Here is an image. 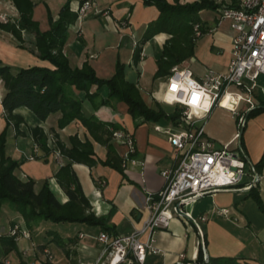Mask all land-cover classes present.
<instances>
[{"label": "crops", "instance_id": "obj_1", "mask_svg": "<svg viewBox=\"0 0 264 264\" xmlns=\"http://www.w3.org/2000/svg\"><path fill=\"white\" fill-rule=\"evenodd\" d=\"M33 1L32 18L38 22L41 30H45L50 25L49 14L56 18L61 5L67 0ZM79 1L69 0L72 10H75ZM93 1L91 8L68 28L62 51L68 58L69 65L81 66L87 61L99 77L108 78L114 73L116 60L119 59L125 64V78L137 84L145 102L151 104L153 99L158 100L165 79H154L153 73L156 69V58L160 54L167 34L160 32L149 38L143 43L142 57L138 61L133 60L134 48L147 23L158 15L157 7L147 5L143 0ZM214 1L220 5L232 2V0ZM215 12L207 9L200 11L205 31L196 38L194 55L183 60L197 77L202 76L209 67L224 70L230 60L234 30L227 19L220 18L219 13ZM0 14L6 17L5 21L0 20V22L14 21L18 17V11L11 0H0ZM21 36L23 46H18L12 32L0 27V61L11 65L13 69L33 64L51 66L49 61L40 59L31 50L35 48L33 33L22 29ZM150 55L152 58H149ZM260 77H264V74L257 79ZM260 79L257 85L262 90L264 79ZM3 92L4 86L0 79V132L6 126L1 103ZM106 95L107 88H100L99 97L94 101L83 100L82 110L87 116L94 114L102 120L112 122L117 120L125 131L132 134L135 150L124 161L126 178H123L115 168L99 162L92 165L74 163V168L90 200L91 210L96 215L105 216L106 223L113 225L115 234H127L139 227L147 217L148 210L144 206L145 195L154 194L163 187L164 178L161 170L172 166L175 159L168 135L154 127V124L167 125L169 121L163 123L143 121L135 124V120L127 112V104L124 101H114L111 105L99 104L100 97ZM255 95L257 96H253L255 104L264 99L262 93ZM14 112L23 118L18 129L13 123L6 128V152L21 162L14 169V173L21 179L33 177L35 189H39L43 180L48 179L51 189L61 201H65L67 195L55 177V172L60 166L54 153V150L58 149L55 144L59 139L69 145L71 134L76 130L78 134L81 133V128L74 122L58 127L56 123L60 116L59 111L50 113L44 120H39L29 108L24 106L16 108ZM35 125L40 126L46 134L49 152L34 140L32 128ZM235 132L237 131L235 130L233 135ZM240 142L248 160L251 163L256 162L264 149V111L251 117L249 122H245ZM111 144L119 156L125 155L127 147L124 143L112 136ZM96 150L99 155L105 154V146L102 144L98 143ZM61 159L63 163L69 160L63 154ZM247 175L249 179L243 176L241 183L257 185L264 207V166L260 172L257 171L258 179L255 182H252L254 177L250 172H247ZM249 188L250 186L241 189H219L200 196L185 207L195 218L201 214L207 216L206 220L199 221L204 233L207 256H236L243 264H264V209L259 208L254 201L258 211L256 218H251L248 214L245 206L249 199V196H246ZM220 206L228 207L229 214H217L214 208ZM257 213H262L263 216ZM66 222L69 224L64 229L65 234L56 232L64 238L73 237V243L64 249L58 246L60 251L55 257L46 243V240L51 239V235L47 233L49 230H45L37 246H46L52 259L42 261V264L90 263L99 255L102 248L97 240V235L102 230L100 225L78 221ZM15 223H18L21 230L25 229L29 232V237L19 232L15 239L21 236L30 238L31 231L28 229L30 227L26 225L24 219L22 218L23 224H20L18 217H14L10 220L9 226ZM155 235L156 244L163 249V252L148 253L143 264H175L179 252H184V260L196 258L199 249L197 232L188 217L175 215L169 226L159 228ZM17 251L19 264H27L22 254L24 251L20 253L18 248ZM8 254L9 251H6L7 258H9ZM35 255L39 259L38 254Z\"/></svg>", "mask_w": 264, "mask_h": 264}, {"label": "trees", "instance_id": "obj_2", "mask_svg": "<svg viewBox=\"0 0 264 264\" xmlns=\"http://www.w3.org/2000/svg\"><path fill=\"white\" fill-rule=\"evenodd\" d=\"M11 1L18 11V17L14 21L0 22V27L12 32L18 46H23L22 29L33 33L35 48L31 50L40 59L49 61L51 66L33 64L13 69L11 65L0 61V79L4 86L1 103L6 119V126L0 132V206L4 201H9L11 206L20 212L28 227L40 219L57 222L78 221L98 224L102 230L115 234L113 225L106 223L105 216L96 215L91 210L90 200L82 188L74 163L92 165L99 162L115 168L123 178H126L124 157L119 156L111 144L113 130L122 127L116 122L102 120L94 114L85 115L82 110L83 100L94 101L99 97L100 88L106 87L107 95L100 97L98 103L111 105L114 101H124L127 104V112L135 120V124L143 121L176 122L180 114L179 109L175 106L167 109L156 99L147 104L137 84L125 78V64L119 59L116 60L114 73L108 78L99 77L87 61L81 66L71 67L62 51L68 28L77 19V12L71 9L69 0L61 5L56 18L49 14L50 25L45 30H41L38 22L32 18L33 0ZM143 2L155 5L158 15L147 23L134 48L133 60L138 61L143 43L149 38L160 32L166 33L167 37L156 58V69L153 73L154 79H165L172 65L194 55L197 38L195 27L197 26L202 33L205 31L200 11L213 9L219 13L221 5L214 0L185 2L143 0ZM21 106L29 108L39 120H44L50 113L59 111L60 116L56 123L58 127L74 122L81 128L80 135L77 130L71 134L69 145L59 139L55 144V147L69 159L60 164L55 172L57 182L67 195L65 201H61L51 189L48 179H44L40 188L35 189L33 177L21 179L14 173V169L21 162L6 153V128L10 123H13L16 129L19 128L23 118L14 110ZM262 111L264 99L245 113L242 127H245L247 119ZM241 134L242 131L240 136ZM32 136L46 152H49L47 136L40 126L35 125L32 128ZM98 143L105 146L103 156L96 150ZM253 164L260 172L264 166V149L260 158ZM246 196L251 197L259 208L264 209L256 184L250 186ZM47 233L62 249L74 241L73 237L64 238L54 230ZM1 238L5 253L16 246L15 235H2ZM2 262L3 258L0 259V264ZM179 264L243 263L236 256H208L204 259L202 249L199 247L194 260H184Z\"/></svg>", "mask_w": 264, "mask_h": 264}, {"label": "built area", "instance_id": "obj_3", "mask_svg": "<svg viewBox=\"0 0 264 264\" xmlns=\"http://www.w3.org/2000/svg\"><path fill=\"white\" fill-rule=\"evenodd\" d=\"M93 3V0L78 2L75 8L77 20ZM219 14L220 18L229 21L234 30L231 56L226 68L215 70L209 67L202 76L197 77L190 66L181 61L172 65L161 87L159 102L177 107L180 114L176 122L154 124V127L168 135L175 162L161 170L163 187L154 194L145 195L147 217L139 227L127 234H110L101 230L97 240L102 248L97 258L90 263L78 264H143L148 253L163 252L156 244L155 233L159 228L168 227L175 215L183 216L180 211L185 212L193 223L197 244L202 249L203 258L207 259L204 233L199 224L207 216L201 214L195 218L185 207L206 193L251 186L250 183H241L248 160L239 139L240 131L235 132L221 147H216L205 133V122L212 109L219 106L235 113L241 124L244 123L243 112L255 106L253 89L256 79L264 74V0L224 3L219 8ZM0 20L5 21L6 17L0 14ZM200 34L196 26L195 36ZM142 55L140 52V58ZM112 136L126 145L125 161L135 150L132 134L117 128ZM54 153L62 164L61 152L55 149ZM248 172L254 177L252 182H255L258 175L253 164H249ZM214 211L228 215L230 209L220 206L215 207ZM19 232L29 237V232L21 230L18 223L10 227V233L15 238ZM41 252L46 260L52 259L46 246L41 247ZM184 258V252H179L175 264L182 263ZM42 261L36 259L29 264H42ZM2 264H10V259L5 256Z\"/></svg>", "mask_w": 264, "mask_h": 264}, {"label": "rangeland", "instance_id": "obj_4", "mask_svg": "<svg viewBox=\"0 0 264 264\" xmlns=\"http://www.w3.org/2000/svg\"><path fill=\"white\" fill-rule=\"evenodd\" d=\"M212 11L213 13H216V10L213 9H207ZM149 51V49H147V52ZM149 53V52H148ZM149 58H152V56L150 55ZM263 78L264 77H260ZM256 79V85L253 89V96L257 97L255 95V93L258 94H263L264 95V89H260L259 85H257V82H259V80L261 79ZM167 109H170L172 106L169 104H163ZM242 110H240L241 112ZM246 113V111H244ZM243 112V116H245V113ZM251 118V117H250ZM249 118V119H250ZM249 119H247V121L249 122ZM118 124H120V122H118L117 120L114 121ZM163 123V122H162ZM244 125V123H239L238 122V116L235 113H232L231 111L224 109L222 107L216 106L212 109L209 117L207 118L206 122H205V133L208 137H210L213 142L214 145L216 147H221V145L228 141L232 136L234 131H242L245 129V127L243 128L242 126ZM240 139V137H239ZM7 141V139H6ZM7 153V152H6ZM247 165L245 167V174H244V178L245 179H249V177H247V172L249 171V162L247 161ZM246 210L248 212L249 215H251V218L254 217L256 218V204L254 202V200L252 198L249 197V199H247L246 201ZM260 216L262 213H257ZM14 217H18L20 224L22 223V215L20 214V212L16 209H14L9 201H4L2 203V205L0 206V259L4 258L5 256V249H4V244L2 242V235H10L8 233H10V220ZM67 224H69V222L66 221H51L48 219H40L39 221L33 223V225L28 228L29 231H31V236L30 238H26V237H20L16 240V246L12 247L11 249H9V254L7 255L10 259V264H19V259H18V251L17 248L19 250L20 253H22L24 251V259L27 262V264L31 263V262H35V260L37 259L36 254H38V258L40 260L46 261L45 255L41 252V248L37 246V244L42 240V237L44 235V231L45 230H55L57 232H59V234L63 235L64 229L66 228ZM47 242V246L48 248L54 253L55 257L57 255V252L59 253L60 248L58 247V245L53 241V240H46ZM33 243V245H32Z\"/></svg>", "mask_w": 264, "mask_h": 264}, {"label": "water", "instance_id": "obj_5", "mask_svg": "<svg viewBox=\"0 0 264 264\" xmlns=\"http://www.w3.org/2000/svg\"><path fill=\"white\" fill-rule=\"evenodd\" d=\"M240 133H241V130H240ZM247 160H248V158H247ZM248 162H249V164H253V163H251L249 160H248ZM177 207H178V205H177ZM178 211H180V210L178 209ZM180 213H181V215H183V216H185V217H188V215H187L185 212L180 211ZM188 218H189V217H188Z\"/></svg>", "mask_w": 264, "mask_h": 264}, {"label": "snow or ice", "instance_id": "obj_6", "mask_svg": "<svg viewBox=\"0 0 264 264\" xmlns=\"http://www.w3.org/2000/svg\"><path fill=\"white\" fill-rule=\"evenodd\" d=\"M173 87H175V86H173Z\"/></svg>", "mask_w": 264, "mask_h": 264}, {"label": "bare ground", "instance_id": "obj_7", "mask_svg": "<svg viewBox=\"0 0 264 264\" xmlns=\"http://www.w3.org/2000/svg\"><path fill=\"white\" fill-rule=\"evenodd\" d=\"M224 102V101H223Z\"/></svg>", "mask_w": 264, "mask_h": 264}]
</instances>
